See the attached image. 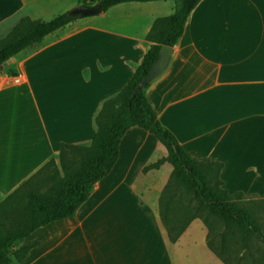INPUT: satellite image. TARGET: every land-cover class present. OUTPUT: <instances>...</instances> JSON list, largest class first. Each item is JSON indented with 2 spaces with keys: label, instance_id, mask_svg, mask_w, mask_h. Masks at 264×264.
Masks as SVG:
<instances>
[{
  "label": "crops",
  "instance_id": "crops-1",
  "mask_svg": "<svg viewBox=\"0 0 264 264\" xmlns=\"http://www.w3.org/2000/svg\"><path fill=\"white\" fill-rule=\"evenodd\" d=\"M168 1L125 2L81 16L0 69V201L55 158L61 143L91 141L102 103L149 48L151 25L174 12ZM37 12L32 0H0V29L23 13L41 19ZM145 94L190 157L222 163L228 193L264 198V0H200ZM165 155L152 134L129 128L115 166L89 198L72 216L18 242L34 246L14 264H224L207 247L198 218L176 242L168 240L158 198L172 166L143 171ZM138 179L148 186L135 196Z\"/></svg>",
  "mask_w": 264,
  "mask_h": 264
},
{
  "label": "trees",
  "instance_id": "trees-1",
  "mask_svg": "<svg viewBox=\"0 0 264 264\" xmlns=\"http://www.w3.org/2000/svg\"><path fill=\"white\" fill-rule=\"evenodd\" d=\"M156 0H97L102 12L125 2ZM174 12L155 19L146 40L149 48L127 83L107 98L94 117L97 126L89 146L61 143L58 163L53 158L0 201V264L21 262L34 244L12 251L35 229L68 218L89 198L94 185L115 166L125 132L134 126L152 134L166 155L143 171L168 162L172 171L158 198V214L168 240L177 241L189 223L198 218L207 228L206 245L224 264H253L244 256L252 235L264 246V232L253 216L228 193L219 178L222 163L195 160L175 135L158 120L145 89L135 91L156 60L161 45L173 47L181 37L191 11L200 0H173ZM84 6V5H83ZM80 15L69 10L49 20L21 16L0 38V66L25 49L37 47L43 38L68 25ZM15 74V71H11ZM60 168V169H59ZM60 171L62 175H60ZM264 251V250H263ZM12 257V258H11Z\"/></svg>",
  "mask_w": 264,
  "mask_h": 264
},
{
  "label": "rangeland",
  "instance_id": "rangeland-1",
  "mask_svg": "<svg viewBox=\"0 0 264 264\" xmlns=\"http://www.w3.org/2000/svg\"><path fill=\"white\" fill-rule=\"evenodd\" d=\"M96 1L97 0H32L35 9L38 11L37 13H39V14H33V17H38L41 18L42 20H49L60 13H63L68 10L70 11V8L68 7L72 3L73 6L71 8H74L83 5L91 6L97 3ZM168 2L174 4L173 0H170ZM171 3H167V4H171ZM21 15H24V13ZM10 25L11 23L7 24L5 28L0 29V38L4 37L8 33V31L14 26V24L11 26ZM96 129L97 126L95 125V131ZM91 141L86 144H77V145L89 146L91 144ZM53 159L57 163L58 155ZM60 175H62L61 171H60ZM147 186H148V182L146 180L138 179L137 184L133 186L134 195L136 196L137 193L139 194L142 193V189ZM156 188H157L156 185L151 186L152 189L151 195L154 193ZM151 197L152 196L150 195L148 196L147 194L146 196L147 205L148 204L151 205L152 203ZM235 199L241 206H243L253 216L254 220L258 223V225L261 227L262 231L264 232V198H261L255 194H244V196ZM17 244L18 243L14 244L12 251L18 248ZM246 245H247V249L244 251L245 258L250 260L253 264H264V251H263L264 246L262 241L256 236L252 235L246 240ZM14 263L15 262L12 259L11 264Z\"/></svg>",
  "mask_w": 264,
  "mask_h": 264
},
{
  "label": "water",
  "instance_id": "water-1",
  "mask_svg": "<svg viewBox=\"0 0 264 264\" xmlns=\"http://www.w3.org/2000/svg\"><path fill=\"white\" fill-rule=\"evenodd\" d=\"M70 14L80 15V16H94L102 12V7L100 3H95L91 6H78L71 9ZM173 53V47L168 45H161L159 48L158 56L156 60L151 64L149 71L142 78V80L137 84L135 91L143 89L148 83L156 79L167 67L171 55ZM13 60L9 58L7 61L1 64L0 69L10 64Z\"/></svg>",
  "mask_w": 264,
  "mask_h": 264
}]
</instances>
